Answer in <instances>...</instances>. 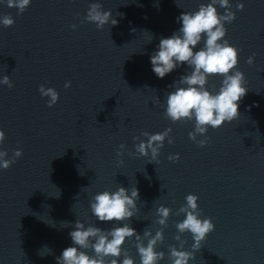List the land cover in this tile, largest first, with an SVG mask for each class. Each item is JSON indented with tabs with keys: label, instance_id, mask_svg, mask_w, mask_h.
Segmentation results:
<instances>
[{
	"label": "water",
	"instance_id": "95a60500",
	"mask_svg": "<svg viewBox=\"0 0 264 264\" xmlns=\"http://www.w3.org/2000/svg\"><path fill=\"white\" fill-rule=\"evenodd\" d=\"M93 2L111 11L118 24L97 29L83 22ZM208 2L31 0L17 15L0 0V16L15 21L7 28L0 24V78L8 75L13 83L12 88L0 85L5 132L0 150L8 157L22 150L14 164L0 169V264H56V257L74 246L68 233L76 220L102 229L128 223L141 235L144 230L154 235L161 228L156 223L160 205L172 213L163 242L156 245L165 254L158 264H171L169 246L179 248L175 225L185 218L176 211L188 194L198 197L200 218L214 224L189 264H264V0H229L235 19L225 24L224 39L238 50L236 68L248 91L238 102L236 119L208 128L205 146L188 138L194 121L173 123L164 116L167 93L174 90L169 86L189 71L187 65L160 79L150 63L160 39L181 27L176 17ZM237 3L244 4L242 11ZM202 46L203 41L195 50ZM221 80L211 76L206 87L218 91ZM41 84L58 92L54 106L47 107L48 97H41ZM169 127L174 142L165 139L156 161L150 154L128 155L135 151L133 137L146 140L142 131L155 134ZM121 144L126 151L118 166ZM177 154V161L168 159ZM120 186L137 187L135 216L99 222L89 201ZM180 235L183 250L192 252L191 234ZM122 249L140 264L135 237L126 238ZM84 251L94 256L91 248Z\"/></svg>",
	"mask_w": 264,
	"mask_h": 264
},
{
	"label": "clouds",
	"instance_id": "9594fccd",
	"mask_svg": "<svg viewBox=\"0 0 264 264\" xmlns=\"http://www.w3.org/2000/svg\"><path fill=\"white\" fill-rule=\"evenodd\" d=\"M30 3L31 0H6L9 8L17 9V15L22 14ZM217 6L224 10L223 13L218 11ZM243 8V3L236 4L237 11H242ZM231 9L229 0H209L206 4L200 3L197 11H183L176 17L181 27L170 37L161 38L157 51L150 56L152 71L160 79L181 65H187L189 71L169 86L174 90L167 93L164 116L173 123L194 121V129L188 133V138L199 147L206 145L205 133L209 127L216 129L223 123L232 122L238 117V102L248 91V88L244 86L246 84L244 74L236 68L238 50L224 39L227 33L225 24H230L235 19V12ZM117 16L123 18L124 14L118 12ZM14 22L11 15L0 16V24L6 28L11 27ZM83 22L94 23L97 29H102L108 23L111 26L118 24L112 12L102 10V5L98 2L89 4ZM71 27L75 29L76 25L73 24ZM202 41L203 46L195 50ZM255 55L253 53L249 56L246 63L251 65ZM211 76L222 77L218 91L210 92L206 87L208 78ZM0 85L13 87L8 75L0 78ZM70 86V82L64 85L66 89ZM38 91L42 98L48 97L47 107L57 103L59 94L54 88L41 84ZM171 132L170 127L155 134L142 131L140 136L145 137L146 140L133 137L135 151H128V155L138 154V157H148L150 154L151 161H156L165 139L167 138L169 144L174 142ZM198 136H204V138L197 139ZM4 140L5 132L0 130V144ZM137 140L139 143H135ZM125 151V145H119L116 152L118 166L123 164V160L119 158ZM21 155L22 150L19 148L13 151L11 157H8L6 150H0V169L7 170ZM168 159L175 162L179 159V155L169 156ZM197 200L196 195L188 194L185 197L186 203L176 211V215L183 213L185 218L175 225L179 234L174 236V239L179 241V248L169 246L168 259L171 264H189V261L194 258L193 253L201 248V242L214 230L211 218H200L201 210L198 208ZM137 201H139L137 187L133 186L129 191L128 188L120 186L114 192L103 191L95 194L89 201V205L92 215L99 222L119 223L131 220L135 216ZM171 213L172 209L163 205L156 209V223L161 228L154 235L149 230H144L141 235L128 223H123V226H113L111 229H102L92 225L85 227L83 223L76 220L75 224L71 225L74 230L68 233L74 246L65 248L61 255L56 257V264H134L128 252L122 249L126 238L133 237H135V248L140 257V264H158L164 259L165 254L162 251H156V245L163 242V228L167 227V220ZM61 224L65 227L69 226L67 221ZM186 232L192 236V252L183 250L185 241L181 240L180 234ZM89 248L94 251V256L90 257L84 251ZM42 249L48 248L44 246ZM121 256L123 259L119 260Z\"/></svg>",
	"mask_w": 264,
	"mask_h": 264
}]
</instances>
